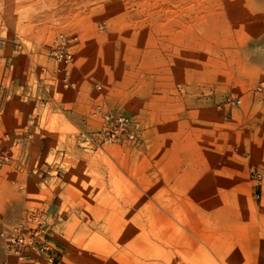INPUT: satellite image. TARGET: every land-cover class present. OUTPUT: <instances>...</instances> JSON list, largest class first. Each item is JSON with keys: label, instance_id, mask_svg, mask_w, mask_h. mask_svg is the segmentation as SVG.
I'll return each mask as SVG.
<instances>
[{"label": "rangeland", "instance_id": "374dc122", "mask_svg": "<svg viewBox=\"0 0 264 264\" xmlns=\"http://www.w3.org/2000/svg\"><path fill=\"white\" fill-rule=\"evenodd\" d=\"M262 81L264 0H0V264H264Z\"/></svg>", "mask_w": 264, "mask_h": 264}, {"label": "built area", "instance_id": "2783aa9c", "mask_svg": "<svg viewBox=\"0 0 264 264\" xmlns=\"http://www.w3.org/2000/svg\"><path fill=\"white\" fill-rule=\"evenodd\" d=\"M77 41L76 37H67V35L60 34L55 40V46L52 55L58 64L64 68V85L66 88H75V84L69 81L71 74V66L74 62V43ZM255 93L258 96V103L264 108V81L260 82L255 88ZM240 104V101H238ZM113 123L117 124L121 129L127 127L129 122L123 117L114 119L112 116L105 117V126L102 128L101 135H105L107 132V125ZM120 131L115 130L112 133L114 138ZM108 135V132H107ZM261 174H256L258 179H261ZM26 225L23 223L17 225L11 233H2L1 238L3 240V249L5 253V259L1 264H36L33 252H43V247L36 246L38 232L28 233L26 230ZM49 262H53V258L49 255L47 256Z\"/></svg>", "mask_w": 264, "mask_h": 264}]
</instances>
